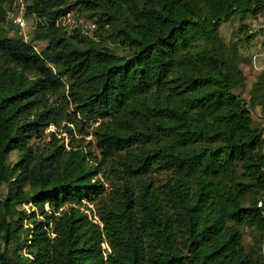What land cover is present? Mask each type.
Returning a JSON list of instances; mask_svg holds the SVG:
<instances>
[{"label": "trees", "instance_id": "obj_1", "mask_svg": "<svg viewBox=\"0 0 264 264\" xmlns=\"http://www.w3.org/2000/svg\"><path fill=\"white\" fill-rule=\"evenodd\" d=\"M26 1L48 44L7 36L15 0H0V264H251L240 227L264 246V130L218 28L264 0ZM75 8L117 47L55 25ZM83 119L97 156L68 126ZM62 122L71 143L39 146Z\"/></svg>", "mask_w": 264, "mask_h": 264}, {"label": "rangeland", "instance_id": "obj_2", "mask_svg": "<svg viewBox=\"0 0 264 264\" xmlns=\"http://www.w3.org/2000/svg\"><path fill=\"white\" fill-rule=\"evenodd\" d=\"M28 4L29 2L26 0H15L10 7H7V16L3 24V29L5 30V34L7 36H20L25 42L34 47L36 51L42 52L46 48L48 41L41 34L37 33L38 30L36 22L38 19L33 15L25 14V8ZM71 12L79 16L78 19L80 20V25L85 29L83 30V33H86L96 42L103 38L104 43L109 47H117V42L113 40V38H110V30H106L107 28H105L104 31L101 30L99 32V36H96V33L93 32L94 29H96V26L93 29L87 28V26L93 21L87 17L85 11L75 8L72 9ZM11 14H15L23 18L25 25L24 29L21 30L13 25L10 21ZM64 28L67 30L69 29L67 26H64ZM218 35L226 51L234 50L237 53L239 57L238 66L245 76L244 88L234 89L233 92L235 94H239L241 99L248 105L253 119V125L259 126L264 130V97H262L257 90H253V85L257 82L259 72L255 70L251 62L252 56L258 55L256 57L257 65H264V12L256 17L247 16L245 18H241L239 16H234L227 21H223L218 28ZM119 53H122V50H119ZM63 105L66 107L67 111L73 110L70 103L66 102L63 103ZM82 121L84 125L82 126L81 133H78L72 125L68 126L72 130L73 136L77 140H80L79 143L85 146V150L90 151L93 155L97 156L98 151L96 150L93 137V129L97 124V121L95 119H83ZM63 125H65V122H62L59 127L50 125L45 131L43 141L41 143L37 142L39 146L42 147L49 141H53L51 137L52 133L59 144L63 143L65 146H68L71 143V138L65 132V129L62 127ZM10 159L12 161H16L17 154L12 153L10 155ZM157 179L164 178L158 176ZM247 202L248 199L245 198L243 200V204L246 205ZM87 206L90 209V211H86L89 217L98 222V219L94 216L95 208L89 203H87ZM18 208L24 209L27 213L33 210L30 203L22 205ZM23 223L28 224V221L24 220ZM240 230L242 234V244L251 258V264H264V246L258 243L259 236L256 229L253 226L242 225ZM102 247L103 249L108 248L105 244H103Z\"/></svg>", "mask_w": 264, "mask_h": 264}, {"label": "built area", "instance_id": "obj_3", "mask_svg": "<svg viewBox=\"0 0 264 264\" xmlns=\"http://www.w3.org/2000/svg\"><path fill=\"white\" fill-rule=\"evenodd\" d=\"M78 15L74 14L73 12H67L66 14L58 17L57 19L54 20L55 25L57 26H67L69 29L71 30L75 27H80L82 32L83 30H85L81 25H80V20L78 19ZM10 21L13 23V25L19 29H24L25 25H24V21L23 18L21 16H17L15 14H11L10 15ZM63 21V23H62ZM95 24L92 22L91 24H89L87 26V28H95Z\"/></svg>", "mask_w": 264, "mask_h": 264}, {"label": "crops", "instance_id": "obj_4", "mask_svg": "<svg viewBox=\"0 0 264 264\" xmlns=\"http://www.w3.org/2000/svg\"><path fill=\"white\" fill-rule=\"evenodd\" d=\"M258 55H254V56H252V66L255 68V70H257L258 72H259V74H263V76H264V65H257V63H256V57H257ZM260 56V55H259ZM263 92H264V88H263Z\"/></svg>", "mask_w": 264, "mask_h": 264}]
</instances>
